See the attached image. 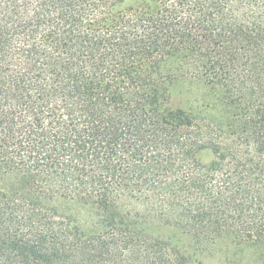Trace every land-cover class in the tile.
Segmentation results:
<instances>
[{"label":"trees","instance_id":"1","mask_svg":"<svg viewBox=\"0 0 264 264\" xmlns=\"http://www.w3.org/2000/svg\"><path fill=\"white\" fill-rule=\"evenodd\" d=\"M183 77L211 122L173 106ZM250 248L264 264V0H0V264Z\"/></svg>","mask_w":264,"mask_h":264},{"label":"rangeland","instance_id":"2","mask_svg":"<svg viewBox=\"0 0 264 264\" xmlns=\"http://www.w3.org/2000/svg\"><path fill=\"white\" fill-rule=\"evenodd\" d=\"M140 1L141 0H129V3H139ZM210 90V86L207 85L204 80L197 77L178 78L173 82L171 87V101L173 106L182 107L193 113L198 120L204 122L203 119H206L205 121L208 123L211 121L210 119H207L205 113H207L208 110L210 111V108L215 104L212 97H210ZM215 112L218 114L219 109ZM152 224L153 226H156V230L164 234H171L174 231L173 228L164 226L158 220H155ZM255 245L261 247L259 244L255 243ZM255 245L253 246L257 248ZM252 248L247 249L246 252L242 254V261L240 259L239 262L230 263L228 261L230 253H225L224 251H212L199 256L200 262H196L195 264H261L263 259L260 256L261 254L257 255Z\"/></svg>","mask_w":264,"mask_h":264}]
</instances>
